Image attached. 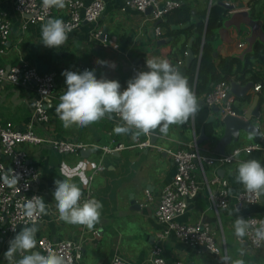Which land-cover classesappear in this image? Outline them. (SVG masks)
<instances>
[{
	"label": "crops",
	"instance_id": "crops-1",
	"mask_svg": "<svg viewBox=\"0 0 264 264\" xmlns=\"http://www.w3.org/2000/svg\"><path fill=\"white\" fill-rule=\"evenodd\" d=\"M184 1L190 2L193 9L204 6V0ZM209 1L207 0V4ZM223 1L231 5V8L215 30L212 41V56L215 62L221 56L242 54L250 48L251 41L259 39L258 36L263 33L259 21L264 17V0ZM103 3V10L95 23L81 21L69 33L64 46L48 48L41 42L38 25L29 24L21 29L23 17L14 11L12 0H0V10L7 13L10 22L6 50L0 54V66L7 67L22 58L38 70H52L54 67L61 75L58 83L53 85L50 95L46 97L44 104L48 118L44 123L30 121V100L33 94L31 88L0 81V122L7 121L18 128L31 122L35 132L41 136L78 141L85 143V148L89 149L84 154L79 151L58 153L46 142L19 144L25 150L26 161L37 168V175L31 181L30 188L44 199L49 209L48 215H41L39 220L32 223L37 229L36 238L45 237L51 241L77 238L82 256L79 262L73 264H108L114 254L121 255L129 264H148V251L156 240L154 234L161 227L153 216L154 207L158 201L160 187L170 180L174 171L173 163L164 149L184 146L194 133L193 123L190 119L189 123L172 125L166 135L157 130L154 134L155 141L151 142L154 146H139L137 143L143 140L140 137L133 141L130 135H116L113 128L121 121L115 116L112 120L104 118L87 127L74 125L66 129L62 126L55 110L61 93L66 91L67 87L64 83L65 77L61 74L64 70L79 73L84 67L94 69L98 79H115L123 90L127 87V81L132 78V71L137 73L147 70L146 58L161 57L169 60L170 45L168 42L156 44V40L163 36L153 35V21L148 18L149 12L132 9L125 4V0H103ZM52 13L54 18H62L65 16V9L52 8ZM94 28L108 35L109 46H102L90 35ZM160 31L163 32V29ZM179 38L181 40L183 35L180 34ZM184 56L182 62L178 61L179 65H183ZM141 58L142 64L139 63ZM97 60L114 63L115 68L100 65ZM252 62L254 71L259 72L263 81L262 84L259 81L253 84L261 85L257 92L260 102H264V60ZM235 82L242 85L238 81ZM254 93L251 88L250 98ZM203 97L198 98L199 103L203 101ZM232 98L242 115L249 104L248 100L239 102L238 99ZM209 115L213 118L218 116L217 111L213 112L212 108ZM250 121L259 127L260 136L264 138V108L258 117L251 116ZM221 131L222 126L217 128L215 137L206 136L205 140L198 143L200 148L213 152L212 148ZM197 133H194L195 140ZM249 136L250 133L239 131L237 139L231 140L224 151L251 143ZM117 143L121 144L122 148L109 153H102L99 148L102 145L112 147ZM261 145L262 149H254L249 153L241 152L240 156L229 164L216 163L206 167V176L210 177L212 173L222 176L227 180L230 194H235L242 186L235 180L240 160L257 159L264 166V144ZM0 161L8 167L9 155L3 154L1 149ZM98 161L102 162L104 168L94 173L88 185L94 197L103 205L100 210V222L89 230L82 225L61 221L53 199L54 181L70 175L82 189L86 185L88 174ZM235 207L239 208V212L229 215ZM250 214H264V197L255 203L239 206L231 197L225 207L215 210L209 206L207 189L202 184L197 193L187 201L185 211L176 220L181 223H205L213 232L216 241L221 245L223 243L220 255L229 254L233 259L242 258L245 264H264V244L251 249L238 243L233 234L232 225L236 215L246 219ZM20 230L17 229L12 238ZM94 230L98 232L97 236L93 235ZM8 246L0 241V264H8L4 257ZM160 247L165 264H174L176 260L184 264H204L207 261L220 260L217 254L209 253L203 247L190 246L172 233L161 241ZM242 247L245 254L241 257L239 249Z\"/></svg>",
	"mask_w": 264,
	"mask_h": 264
},
{
	"label": "built area",
	"instance_id": "built-area-1",
	"mask_svg": "<svg viewBox=\"0 0 264 264\" xmlns=\"http://www.w3.org/2000/svg\"><path fill=\"white\" fill-rule=\"evenodd\" d=\"M183 1L125 0V4L138 11H144L149 7L148 18L154 23L161 18L165 11L179 6ZM103 6V0H67L66 6L64 7L65 16L60 19L73 31L81 21L95 23L103 10ZM12 7L15 12L23 17L21 29H24L29 24H37L40 35L42 24L48 18H54L52 9H46L42 4V0H12ZM9 29L10 22L7 13L4 10H0V54L6 50ZM152 33L154 36L160 37V28L153 25ZM90 35L102 46L110 45L108 35L102 30L94 28L91 30ZM85 69L89 68L84 67ZM53 78V71L40 72L37 67L22 58H18L7 67L0 66V81L20 87L31 88L33 94L30 100V121H36L38 123L47 121L48 116L44 103L53 88ZM260 87L261 85L259 83H254L252 90L257 92ZM232 97L231 94H228V83L224 80H219L204 95L203 103L209 109L214 106L217 107L219 118L225 114L239 115L231 109V104L233 103ZM33 128L31 122H27L21 128L7 121L0 122V149L3 154L9 155L8 167L5 166L3 161H0V177L7 174L9 169L20 177L18 185L14 188L5 185L3 180L0 179V235L5 246L9 245V241L17 229H21L24 224L31 225L40 218L39 216L28 220L22 213L23 203L26 200L32 199L33 196H39V194L30 188L31 181L37 175V168L26 161L25 150L19 144H39L46 142L58 153H77V151L87 146L85 143L78 141L47 138L37 134ZM137 144L139 146H154L149 141V136H144L143 140H140ZM99 148L102 153H109L112 150L122 148V145L117 143L112 147L102 145ZM254 149H262L261 143L251 142L243 146H234L222 153L207 152L206 149L200 148V145L195 140L194 133L184 146L164 149L173 163L174 171L170 180L160 187L158 201L154 207L153 216L161 227L154 234L156 240L148 251V264H165L161 256L160 243L170 233L180 241L190 246L203 247L212 254H215L216 249L220 250L221 246L223 247V243L221 245V243L219 244L216 241L213 232L205 223L201 221L181 223L176 219L185 211L187 201L197 193L202 184L207 189L209 206L215 210L225 207L231 197L238 206L250 204L247 200L249 199V194L244 190L243 185L240 190L231 195L227 180L216 173H212L210 177H207L205 167L213 166L216 163L229 164L236 160L226 159L233 152L249 153ZM103 168L104 166L101 161L95 163L87 176L85 187L82 188V192L84 193L83 198H95L88 182L94 173ZM145 195L148 196V193L145 192ZM248 218H251L253 223H257L264 220V214H250L247 215L246 219ZM92 233L95 236L98 234L95 230ZM36 239V251L43 253L56 250L61 252L64 254L67 264L79 262L81 259L80 244L77 238H66L58 241H51L45 237H38ZM235 240L251 249L257 248L249 237H246L243 243L238 241L236 237ZM108 264L129 263L121 255L114 254L111 256ZM174 264L184 263L176 260ZM204 264H221V260L216 262L207 261Z\"/></svg>",
	"mask_w": 264,
	"mask_h": 264
},
{
	"label": "clouds",
	"instance_id": "clouds-1",
	"mask_svg": "<svg viewBox=\"0 0 264 264\" xmlns=\"http://www.w3.org/2000/svg\"><path fill=\"white\" fill-rule=\"evenodd\" d=\"M67 0H42L46 9H62ZM71 29L60 18H48L41 26V42L48 48H60L68 41ZM100 65L115 68V64L97 60ZM147 70L139 71L127 81V87L121 90L119 81L115 79L97 78L95 70L85 69L82 72L64 70L66 91L61 93L56 107V115L66 129L87 127L104 118L112 120L118 117L121 123L114 126L116 135H130L133 141L141 135L150 136L159 130L167 134L172 125H182L200 110L198 98L189 86L187 78L168 59L151 57L145 60ZM260 135L259 127H254L249 138ZM239 151H235L226 159H237ZM4 184L16 187L19 175L10 169L0 177ZM237 183L243 185L249 194L248 202L255 203L264 197V166L257 159L240 160L235 177ZM53 199L55 209L61 221L82 225L93 229L101 219L102 203L96 198H83L81 187L70 175L54 181ZM83 198V199H82ZM235 207L229 215L238 213ZM24 217L48 215L49 209L44 199L33 196L22 205ZM233 234L240 242L249 237L259 247L264 244V220L253 223L251 218L245 219L236 215L233 222ZM36 227L24 224L21 230L9 241L4 257L8 264H67L63 253L56 250L40 252L37 248ZM221 264H245L242 258L233 259L229 254L220 255ZM245 249H239L242 257Z\"/></svg>",
	"mask_w": 264,
	"mask_h": 264
},
{
	"label": "trees",
	"instance_id": "trees-1",
	"mask_svg": "<svg viewBox=\"0 0 264 264\" xmlns=\"http://www.w3.org/2000/svg\"><path fill=\"white\" fill-rule=\"evenodd\" d=\"M227 10L223 0H210L208 4L207 0H204V6L199 9H193L190 2L183 1L179 6L165 11L154 25L163 29L160 34L161 37H170L168 41L170 45L168 58L174 66L178 61H183L187 49V40L191 38L189 49L192 58L185 67L183 75L187 78L189 86L197 98H202L207 94L212 85L219 80H224L227 83L238 81L241 84L246 81L263 83L261 75H259V72L254 71L252 66V60H264V42L257 38L251 41L250 48L242 54L221 56L216 62L213 60L212 41L215 30L221 24ZM260 21V30L264 33V17ZM182 23H187V26L182 29H170V25ZM180 34L183 35L181 40L179 38ZM139 63H143V58L139 60ZM51 69L44 68L43 70L53 71V82L54 84L58 83L61 75L57 73L58 71L54 67ZM43 70L39 71L43 72ZM241 100L239 99V102ZM243 100L246 101L247 98ZM199 104V112L190 118L194 133H197L200 127H203L206 136L215 137L217 128L221 127L220 118L216 116L213 120L207 122L206 119L210 109L204 103ZM231 109L237 114L241 113L237 104L232 103ZM140 138H144V135H141Z\"/></svg>",
	"mask_w": 264,
	"mask_h": 264
},
{
	"label": "water",
	"instance_id": "water-1",
	"mask_svg": "<svg viewBox=\"0 0 264 264\" xmlns=\"http://www.w3.org/2000/svg\"><path fill=\"white\" fill-rule=\"evenodd\" d=\"M225 5H226L227 9L231 8V5H227V4H225ZM144 11L149 12V7H147ZM156 22H158V20L155 21L153 23V25H155ZM259 22H261V21H259ZM186 26H187V23L172 24V25H170V29H182ZM258 37L262 42H264V34L263 33H260V35ZM169 39H170V37L159 38L158 40H156V44L159 45L162 43H166L169 41ZM190 41H191V38H189L187 40V49H186V53L184 56L183 65H179V64L175 65L180 70V72L182 74L184 73L185 67L189 64V62L192 58V54H191V51L189 49ZM136 74L137 73L135 70L132 71L131 77L133 78ZM252 87H253L252 81H246L242 85L238 84L235 81L229 82L228 94H231L234 98H236L238 100L242 99L241 100L242 102L244 101L243 99L247 98L249 104L245 108V110L242 112V115L225 114L220 118L222 131H221V134L217 138V140H216V142L212 148L213 152H217V153L224 152L225 146L228 143H230L231 140L235 141L237 139L239 131H244V132L250 133L251 130L254 128V124L251 123L250 117L251 116L258 117L259 116L260 111L264 108V102H260L258 92H255L250 98L249 91L251 90ZM45 101H46V99H45ZM200 102L203 103L202 100ZM198 103H199V100H198ZM212 111L216 112L217 107H215V106L212 107ZM212 119H213V116L209 115L208 118L206 119V121L208 122V121H211ZM157 130H156V133H157ZM205 139H206V135L204 133L203 127H200V129L196 135V142L200 143ZM149 141L150 142L155 141L154 134L149 136ZM252 142H260V143L264 144V138L261 137L260 135L255 136L254 138H252ZM88 150H89L88 148L80 149L79 153L84 154ZM0 241H1V239H0Z\"/></svg>",
	"mask_w": 264,
	"mask_h": 264
},
{
	"label": "rangeland",
	"instance_id": "rangeland-1",
	"mask_svg": "<svg viewBox=\"0 0 264 264\" xmlns=\"http://www.w3.org/2000/svg\"><path fill=\"white\" fill-rule=\"evenodd\" d=\"M206 168V167H205Z\"/></svg>",
	"mask_w": 264,
	"mask_h": 264
}]
</instances>
